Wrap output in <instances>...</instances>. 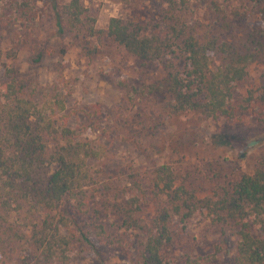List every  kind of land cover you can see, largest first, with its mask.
Wrapping results in <instances>:
<instances>
[{
	"label": "trees",
	"instance_id": "trees-1",
	"mask_svg": "<svg viewBox=\"0 0 264 264\" xmlns=\"http://www.w3.org/2000/svg\"><path fill=\"white\" fill-rule=\"evenodd\" d=\"M139 1L154 8L144 17L112 16L104 28L82 0H50V9L56 34L76 39L86 57L108 40L136 58L135 82L116 80L133 102L161 99L169 116L198 112L236 121L255 105L264 122V75L257 92L236 96L248 66L264 65V0H211L203 19L192 15L193 0ZM38 14L37 0H0V25L17 26L4 55L10 61L1 64V263L10 264L13 249L26 240L30 257L43 264L68 263L65 251H72L73 241L90 247L100 262L108 251L126 253V264H186L191 261L179 248L180 231L205 209L214 223L229 225L237 236L233 264H264V167L203 198L172 164L143 171L128 165L112 175L96 167L106 161L114 139L93 119L98 110L84 106L75 115L66 108L73 92L70 79L57 75L51 85H40L36 75L15 63L28 48L29 68L42 65L45 52L34 34ZM252 15L257 24L240 34L238 27ZM157 67L162 76L155 78ZM149 202L156 204L155 214L142 223ZM79 218L86 220L87 230ZM21 225L31 228L28 238ZM135 231L136 241L130 242Z\"/></svg>",
	"mask_w": 264,
	"mask_h": 264
},
{
	"label": "rangeland",
	"instance_id": "rangeland-1",
	"mask_svg": "<svg viewBox=\"0 0 264 264\" xmlns=\"http://www.w3.org/2000/svg\"><path fill=\"white\" fill-rule=\"evenodd\" d=\"M82 1L100 28L106 27L112 16L144 17L154 8V5L139 0L130 4L120 0ZM210 1L193 0L192 15L199 19L205 18ZM37 4L39 14L34 34L36 42L45 52L42 65L29 68L28 48L20 51L15 63L22 71L36 75L40 85H51L57 75L70 79L73 92L66 99V108L75 115L74 111L84 106L98 110L93 119L100 120V129L103 127L111 132L114 139L106 161L104 164L101 161L96 163V167L103 166L105 172L112 175L128 165L137 166L143 171L144 168L164 163L172 164L179 176L185 175L187 183L195 187L199 198L211 196L242 174L264 167V122L259 120L255 105L249 108L241 120L236 121L224 117L205 118L198 112L169 116L162 108L161 99L142 98L133 102L116 85V80L127 78L135 82L138 74L136 58L108 40H103L100 52L86 57L77 46L76 39L67 34L61 37L56 34L50 0H37ZM256 24L257 17L252 15L248 22L238 27V32L244 34ZM16 30V25H0V80L1 64L10 61L4 57L9 38ZM91 41L94 43L95 39ZM62 48L64 54L60 53ZM153 74L155 78L161 77L160 67L155 68ZM263 75L262 63L249 65L248 77L238 84L236 96L240 98L248 91L257 92L261 88ZM155 209L154 202L147 203L141 214V222L148 221L155 214ZM11 219L21 223L15 215ZM82 220L84 223L80 221L79 225L87 230V222ZM20 228L28 238L31 228L26 229L22 225ZM70 228L78 230L74 225ZM183 230L180 231L179 248L191 261L186 264H233L237 236L229 225L214 223L207 211L200 209ZM251 230L255 232V227ZM136 234L137 231L129 235L130 242L136 241ZM25 241L22 240L13 249L10 264L15 263V260V264H43L42 259L30 257ZM72 245L71 252L65 251L70 257L68 263L53 259L52 264H126L124 260L127 254L124 252L112 254L106 251L104 261L100 262L93 250L81 241H73ZM133 249H130L132 253L135 251ZM178 249L177 254L181 252Z\"/></svg>",
	"mask_w": 264,
	"mask_h": 264
},
{
	"label": "built area",
	"instance_id": "built-area-1",
	"mask_svg": "<svg viewBox=\"0 0 264 264\" xmlns=\"http://www.w3.org/2000/svg\"><path fill=\"white\" fill-rule=\"evenodd\" d=\"M1 259H2V255H1V252H0V264H1Z\"/></svg>",
	"mask_w": 264,
	"mask_h": 264
}]
</instances>
